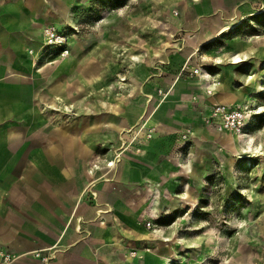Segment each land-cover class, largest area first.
I'll use <instances>...</instances> for the list:
<instances>
[{"label":"crops","instance_id":"crops-1","mask_svg":"<svg viewBox=\"0 0 264 264\" xmlns=\"http://www.w3.org/2000/svg\"><path fill=\"white\" fill-rule=\"evenodd\" d=\"M74 2L0 0V247L24 253L58 243L57 258L50 264H118L121 255L128 257L133 248L136 256L140 255L145 245L142 215L159 210L160 196L154 204L148 186L157 184L163 196L176 187V178L181 176L173 163L178 132L187 127L202 143L214 139L232 146L229 134L233 133H218L201 123L210 107L221 101L216 94H205L200 102L195 101L193 91H202L195 84L199 80L187 71L181 74L182 67L189 58L191 69L200 67L201 47L229 27L243 26L242 21L251 17L255 24L263 25L264 14L250 16L252 0H202L200 12H185L175 21V36L169 37L168 45L152 61L156 71L153 77L150 79V70L144 68H137L135 73L148 79L147 93L156 95L161 86L165 91L172 88L150 118L159 133L144 145L142 154H126L113 173V181L104 182L99 179L104 171L90 174L89 165L97 153L115 146L119 132L136 124L146 111L142 112L141 106L145 96L137 94V84L143 79L138 82L129 76L120 87L126 95L135 90L143 101L111 107L120 109L119 113L114 111L116 122L101 113L69 114L48 107L52 102L59 104L65 96L71 97L77 109L80 107L78 100L74 102L79 95L74 86L78 73L65 87L58 76L59 67L46 64L48 55L41 47L44 27L61 23ZM230 39L238 43H229ZM261 42L264 35L227 38L224 56L230 58L237 51L250 53L248 59L264 56ZM248 59L244 61L251 64ZM230 79L215 93L228 92L236 102L238 93L230 87ZM193 124L205 129L197 133ZM96 178L98 195L93 199L87 188ZM185 184L184 191L199 194L197 190L204 182L190 178ZM80 217L81 224L77 221ZM13 264L44 263L24 256Z\"/></svg>","mask_w":264,"mask_h":264},{"label":"rangeland","instance_id":"rangeland-1","mask_svg":"<svg viewBox=\"0 0 264 264\" xmlns=\"http://www.w3.org/2000/svg\"><path fill=\"white\" fill-rule=\"evenodd\" d=\"M201 1L75 0L61 23L44 27L41 47L48 55L46 64L59 67L58 76L65 87L71 85V76L78 73L74 86L79 95L74 102L78 100L80 107L76 108L70 96L61 98L59 104L49 103L48 107L69 114L101 113L116 122L114 111L119 113L120 109L111 107H123L132 100L138 105L143 101L137 95L140 94L146 98L141 104L142 112L150 113V120L172 88L165 91L161 86L162 92L157 89L156 95L145 92L148 79L137 76L136 69L150 70L148 75L153 77L156 71L152 61L168 45L169 37L175 36V21L185 12H200ZM242 24L229 27L222 36L201 47L200 67L189 74L198 78L195 84L202 89L193 91L192 98L198 102L205 94L211 97L228 93L215 92L218 86L224 88L231 77L230 87L238 93V102L234 103L256 109L249 134L233 133L236 139L232 146L214 139L202 143L194 134L189 148L191 164L184 160L185 147L174 142L178 156L174 153L173 163L181 171L176 187L163 196L160 186H148L154 204H158L160 194L159 210L142 215L145 245L140 255L136 256L133 248L128 257L121 255L118 264H264V56L248 59L249 53L244 55L243 62L237 63L230 58L240 51L230 58L224 56L227 38L264 35V24L252 25L248 20ZM234 42L237 40L229 41ZM261 44L264 46V42ZM137 54L140 60L135 58ZM247 59L251 64L244 61ZM184 73L187 72L181 74ZM129 76L138 82L143 79L137 82V94L134 90L126 95L120 88ZM148 95L154 97L150 102ZM205 117L201 123L207 126ZM193 126L197 133L205 129L199 124ZM261 143V153L254 155L252 148ZM190 178L204 182L197 190L199 194L182 189Z\"/></svg>","mask_w":264,"mask_h":264},{"label":"built area","instance_id":"built-area-1","mask_svg":"<svg viewBox=\"0 0 264 264\" xmlns=\"http://www.w3.org/2000/svg\"><path fill=\"white\" fill-rule=\"evenodd\" d=\"M253 13L250 16H258L264 14V0H252ZM248 21L255 25L251 19ZM54 35V34H53ZM198 69H191L188 62L182 67L181 72L187 71L193 73ZM159 92L162 90L159 89ZM153 100L152 95H148V102ZM247 105H230L227 103H216L209 109V113L204 118V123L216 131H228L237 135L249 134L252 127V117L254 111ZM256 112V111H255ZM150 114L145 111L139 118L136 124L124 128L120 131L118 136V143L111 146L103 153H97L91 160L89 165V173L94 174L96 171L103 170L102 176L99 178L104 182L113 181V173L117 171L119 163L128 153L140 155L143 153L144 145L155 138L159 131L155 123L150 122ZM193 131L190 128L180 130L175 137V143H179L185 147L183 156L185 162H189L190 153L189 148L192 145ZM112 174V176H109ZM96 179H92L87 188V192L93 199H97V191L95 189L97 184ZM156 194V191L155 193ZM159 194V193H158ZM160 194L158 195L159 198ZM78 223L83 222L82 218L77 219ZM150 226V223H148ZM82 231V226L78 227ZM59 252L58 243L44 249H35L24 253H16L7 248L0 247V264H13L24 256H32L40 260L44 264H50L57 258Z\"/></svg>","mask_w":264,"mask_h":264},{"label":"bare ground","instance_id":"bare-ground-1","mask_svg":"<svg viewBox=\"0 0 264 264\" xmlns=\"http://www.w3.org/2000/svg\"><path fill=\"white\" fill-rule=\"evenodd\" d=\"M244 55H242V54H239V53H237V54H235V55H233V57L232 58H230L231 60H232V62H234V63H237V62H240V61H242L244 58ZM135 58H138V57H135ZM213 85V84H212ZM214 85H215V83H214ZM245 96V95H244ZM217 97V99H218V101H221V102H231V103H234L235 102V97L233 96V95H231L230 93H225L224 95H222V96H216ZM238 102V101H237ZM262 107V106H261ZM231 133V132H230ZM229 141H231V143L233 142L232 140H235L236 139V137L233 135V134H229ZM248 141H249V145L251 144V141L248 139ZM238 142V141H237ZM235 145V144H234ZM250 146H252V144L250 145ZM240 148V147H239ZM253 149V153H254V155H257V153H261L260 152V150L262 149V143L260 144V146H256V147H254V148H252ZM247 151H249V149L247 150ZM250 164V163H249ZM173 258V257H172ZM168 261V260H167Z\"/></svg>","mask_w":264,"mask_h":264},{"label":"trees","instance_id":"trees-1","mask_svg":"<svg viewBox=\"0 0 264 264\" xmlns=\"http://www.w3.org/2000/svg\"><path fill=\"white\" fill-rule=\"evenodd\" d=\"M254 30H255V27H254Z\"/></svg>","mask_w":264,"mask_h":264}]
</instances>
